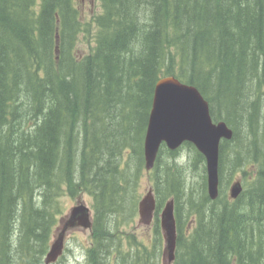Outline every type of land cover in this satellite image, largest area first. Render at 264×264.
Returning <instances> with one entry per match:
<instances>
[{
	"label": "trees",
	"instance_id": "obj_1",
	"mask_svg": "<svg viewBox=\"0 0 264 264\" xmlns=\"http://www.w3.org/2000/svg\"><path fill=\"white\" fill-rule=\"evenodd\" d=\"M101 6L84 22L74 0H0V264H45L67 214L63 197L82 192L94 212L86 264H160L169 199L172 264H264V164L236 199L220 190L212 200L192 143L163 144L150 172L144 152L156 84L175 76L234 130L220 145V185L264 161V0ZM82 32L91 33L84 53ZM199 169L196 198L187 172ZM146 173L156 196L152 247L121 230L138 215Z\"/></svg>",
	"mask_w": 264,
	"mask_h": 264
},
{
	"label": "water",
	"instance_id": "obj_2",
	"mask_svg": "<svg viewBox=\"0 0 264 264\" xmlns=\"http://www.w3.org/2000/svg\"><path fill=\"white\" fill-rule=\"evenodd\" d=\"M233 136L234 130L225 120H213L210 103L196 86L175 76L158 80L144 140L147 171L153 169L162 144L176 150L185 142L192 143L206 159L208 195L216 199L220 194V144ZM242 190V182L237 180L231 185L230 194L237 198ZM155 209L156 198L150 188L139 203L140 223L151 224ZM160 219L166 241L165 255L172 262L177 241L174 200L165 204ZM60 224L61 232L47 253L45 264L54 263L62 254L67 230L92 226L90 207L85 203L74 206Z\"/></svg>",
	"mask_w": 264,
	"mask_h": 264
},
{
	"label": "rangeland",
	"instance_id": "obj_3",
	"mask_svg": "<svg viewBox=\"0 0 264 264\" xmlns=\"http://www.w3.org/2000/svg\"><path fill=\"white\" fill-rule=\"evenodd\" d=\"M74 1L82 15L84 22L86 21L92 22L93 17L102 11L101 0H74ZM90 34L91 33L86 35L85 32H82L81 35L79 36L78 48L81 53L88 51V48L90 47L89 45V42H91ZM190 154L191 153L189 149H187L186 147L185 148L182 147L180 161L183 163L187 162L190 158ZM262 164H264V161L249 162L243 168L237 169L232 174H227L224 177L223 183H221L220 185V190L225 192V194L229 197V200H233L229 194L231 185L236 180H240L244 188L245 187L249 188L253 184L255 178L258 176ZM243 170H246V173H244ZM201 174H202L201 169L196 170L195 172H193L192 170H189L187 172V179H189L191 184L193 185V189H194L193 192L196 198L200 194V189L202 187ZM150 187L152 186H151L149 174L146 173L145 176L143 177L141 186L139 187L140 190L142 191L143 196L147 193ZM81 202H84L87 206H89L92 209V215H93V208H92L93 201H92V196L89 193L82 192L80 195L76 196L75 198L71 196L63 197V204L67 212H69L73 206ZM192 224L193 222L190 223V226ZM121 230H123L124 233L127 235L134 233V235H136V237L141 242L146 244L148 247H152L154 241V235H155L154 233L155 225L154 224L144 225L140 223L139 215H137L135 220L125 225L122 224ZM60 232H61V225L55 231L54 240L58 238ZM162 238H163L162 239L163 250L159 262L160 264H166L165 261L168 259V257L166 255H165V259L163 257V252L165 248V240H164L163 232H162ZM91 241H92L91 230L89 228L76 226L70 230H67L64 240L65 242L64 252L55 264H86V252L91 245ZM168 264L170 263L168 262Z\"/></svg>",
	"mask_w": 264,
	"mask_h": 264
},
{
	"label": "bare ground",
	"instance_id": "obj_4",
	"mask_svg": "<svg viewBox=\"0 0 264 264\" xmlns=\"http://www.w3.org/2000/svg\"><path fill=\"white\" fill-rule=\"evenodd\" d=\"M165 262H166V264H168V262H169V259H167ZM169 263H170V264H172L173 262H169Z\"/></svg>",
	"mask_w": 264,
	"mask_h": 264
}]
</instances>
